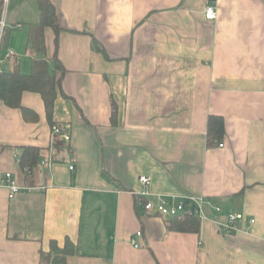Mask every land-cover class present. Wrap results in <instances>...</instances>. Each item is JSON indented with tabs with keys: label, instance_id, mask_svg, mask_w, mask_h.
Returning <instances> with one entry per match:
<instances>
[{
	"label": "crops",
	"instance_id": "obj_1",
	"mask_svg": "<svg viewBox=\"0 0 264 264\" xmlns=\"http://www.w3.org/2000/svg\"><path fill=\"white\" fill-rule=\"evenodd\" d=\"M51 1L62 30L54 42L46 29L45 49L66 70L52 125L69 140L38 93L21 95L36 121L0 102V178L35 187L8 198L0 186V264H50L39 252L66 239L77 252L65 264H264V0H215L212 20L207 0ZM0 8V58L16 54L0 70L29 73L17 29L39 22L37 0ZM210 115L223 118L222 147L206 144ZM24 145L41 148L27 179ZM146 192L203 196L198 231L167 230L171 218L139 206ZM228 214L243 218L219 230Z\"/></svg>",
	"mask_w": 264,
	"mask_h": 264
},
{
	"label": "trees",
	"instance_id": "obj_2",
	"mask_svg": "<svg viewBox=\"0 0 264 264\" xmlns=\"http://www.w3.org/2000/svg\"><path fill=\"white\" fill-rule=\"evenodd\" d=\"M39 8V22L28 29V43L34 52L29 73H22L16 66L11 70H0V102L13 108H19L25 120L36 121L38 115L30 108L21 104V95L24 91L36 92L43 100L45 113L50 125L53 124L52 113L54 101L61 92V80L65 74V68L58 59L56 52L51 57L47 56L45 49L44 33L49 28L54 34V42L58 33L62 30L59 14L55 4L51 0H37ZM1 12V8H0ZM94 47L104 52L103 47L93 39ZM224 136V121L221 116L210 115L206 124V144L216 145L222 142ZM41 148L33 145H24L18 149V165L24 172L25 179L40 162ZM28 169V172L25 169ZM27 185V184H26ZM199 219L186 216L182 219L173 217L166 222L167 230L182 232H197ZM76 245L66 239L62 246L55 240L49 242L48 251L41 250L39 259L50 264H65L69 256L76 254Z\"/></svg>",
	"mask_w": 264,
	"mask_h": 264
},
{
	"label": "built area",
	"instance_id": "obj_3",
	"mask_svg": "<svg viewBox=\"0 0 264 264\" xmlns=\"http://www.w3.org/2000/svg\"><path fill=\"white\" fill-rule=\"evenodd\" d=\"M5 1V0H3ZM203 16L205 20H212L216 16V8H215V0H207L203 9ZM6 21L4 13L0 14V51L3 45V39L5 35L6 29ZM16 56L15 52L12 49H6L2 58H0V62L8 59H12ZM51 130L54 134H61L62 129L58 125H52ZM63 139L65 141L69 140V136L64 134ZM217 146L222 147L223 142H219ZM16 160L18 162V156H16ZM69 169H72V166H69ZM28 172V169H25ZM141 184H148L149 178L145 175H141L138 178ZM0 186L4 187L7 191L8 198H13L20 192L29 191L35 187L30 185H19L15 179L12 177V173L6 171L3 173L0 178ZM144 197V198H143ZM143 197L137 198L138 204L145 212L149 215H156L160 217L166 218H179L182 219L186 216H192L197 218L204 217V205L208 203V201L203 196L196 195H183L181 197L175 198L169 195H150L149 192H146ZM151 197H154L151 198ZM216 210H219V207H215ZM243 218L241 214H228L226 220L224 222L219 223V230H231L235 229L234 222ZM253 221V220H250ZM143 235L142 231L139 230L135 232L134 235L130 237V242L135 246L139 247L140 244L138 242V238Z\"/></svg>",
	"mask_w": 264,
	"mask_h": 264
},
{
	"label": "rangeland",
	"instance_id": "obj_4",
	"mask_svg": "<svg viewBox=\"0 0 264 264\" xmlns=\"http://www.w3.org/2000/svg\"><path fill=\"white\" fill-rule=\"evenodd\" d=\"M0 14H1V12H0ZM21 28V29H20ZM28 28H29V25H28V23H24V24H22V26L21 27H19L18 29H17V31H27L28 30ZM23 35H25V33H22ZM20 38H21V36H20ZM60 127V126H59ZM61 135H62V137H63V135H64V133H63V131H62V133H61ZM139 178V177H138Z\"/></svg>",
	"mask_w": 264,
	"mask_h": 264
}]
</instances>
